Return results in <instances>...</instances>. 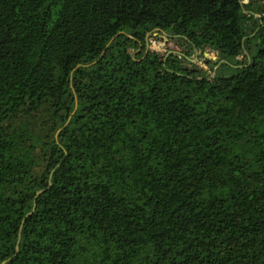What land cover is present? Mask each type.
I'll return each mask as SVG.
<instances>
[{
	"label": "trees",
	"instance_id": "1",
	"mask_svg": "<svg viewBox=\"0 0 264 264\" xmlns=\"http://www.w3.org/2000/svg\"><path fill=\"white\" fill-rule=\"evenodd\" d=\"M0 264H264V0H0Z\"/></svg>",
	"mask_w": 264,
	"mask_h": 264
},
{
	"label": "rangeland",
	"instance_id": "2",
	"mask_svg": "<svg viewBox=\"0 0 264 264\" xmlns=\"http://www.w3.org/2000/svg\"><path fill=\"white\" fill-rule=\"evenodd\" d=\"M148 45L154 47V49L149 48L150 50L166 57L171 53L182 54V49L184 48V45L182 46L180 43L178 45L177 41L170 38L168 35L158 33L148 35L147 46ZM217 60V55L207 50L201 55L196 54L195 57L191 59L190 63L193 67L195 66V68L202 70L207 76H213L214 70L217 69V66L213 71L211 70V67L215 66Z\"/></svg>",
	"mask_w": 264,
	"mask_h": 264
},
{
	"label": "water",
	"instance_id": "3",
	"mask_svg": "<svg viewBox=\"0 0 264 264\" xmlns=\"http://www.w3.org/2000/svg\"><path fill=\"white\" fill-rule=\"evenodd\" d=\"M147 47H148V49H149V48L154 49V47H153V46L151 47L150 45H148ZM156 49H157V48H156ZM39 193H40V192H38V194H39ZM34 210H35V206H34L33 210L31 211V213L28 214V215H31V214L34 212ZM24 220H25V219H24ZM24 220H23V222H24ZM19 242H20V236H19L18 243H17V250H18Z\"/></svg>",
	"mask_w": 264,
	"mask_h": 264
},
{
	"label": "built area",
	"instance_id": "4",
	"mask_svg": "<svg viewBox=\"0 0 264 264\" xmlns=\"http://www.w3.org/2000/svg\"><path fill=\"white\" fill-rule=\"evenodd\" d=\"M148 38V37H147ZM163 54V53H162Z\"/></svg>",
	"mask_w": 264,
	"mask_h": 264
}]
</instances>
